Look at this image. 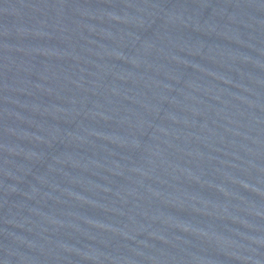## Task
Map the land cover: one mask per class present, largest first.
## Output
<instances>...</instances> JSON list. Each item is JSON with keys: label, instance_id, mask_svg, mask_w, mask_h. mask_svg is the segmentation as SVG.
<instances>
[{"label": "water", "instance_id": "water-1", "mask_svg": "<svg viewBox=\"0 0 264 264\" xmlns=\"http://www.w3.org/2000/svg\"><path fill=\"white\" fill-rule=\"evenodd\" d=\"M0 264H264V0H0Z\"/></svg>", "mask_w": 264, "mask_h": 264}]
</instances>
